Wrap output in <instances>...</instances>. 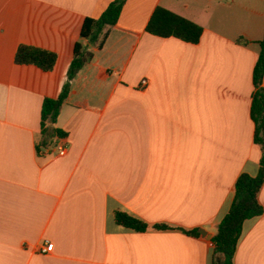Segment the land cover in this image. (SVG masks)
<instances>
[{
	"label": "crops",
	"instance_id": "1",
	"mask_svg": "<svg viewBox=\"0 0 264 264\" xmlns=\"http://www.w3.org/2000/svg\"><path fill=\"white\" fill-rule=\"evenodd\" d=\"M114 1L0 0V264H214L236 182L259 173L264 0H126L98 49L83 24ZM158 7L201 26V41L148 33ZM77 43L94 58L53 125L65 137L41 154L43 103L62 93ZM22 45L57 54L53 71L16 64ZM118 211L150 228L117 225ZM235 264H264V215L244 224Z\"/></svg>",
	"mask_w": 264,
	"mask_h": 264
},
{
	"label": "trees",
	"instance_id": "2",
	"mask_svg": "<svg viewBox=\"0 0 264 264\" xmlns=\"http://www.w3.org/2000/svg\"><path fill=\"white\" fill-rule=\"evenodd\" d=\"M126 0H115L97 19L87 18L83 24L81 38L91 45L102 49L109 37V27H117ZM147 32L161 38H177L191 44H198L203 36V28L194 22L181 17L163 7H158L147 26ZM261 53L254 70L255 93L252 99L251 117L255 123V143L261 147L262 159L259 173L256 177L242 174L236 182L235 197L232 206L218 226V232L213 238L215 245L214 264H235L239 241L242 237L244 224L264 215V207L259 201L260 192L264 186V40L260 42ZM94 58V53L86 51L82 44L75 46V56L68 71V82L57 99H46L42 108V142L38 151L50 147V139L55 136L65 137V134L53 128L57 123L62 107L67 103L71 93V83L79 72ZM15 63L18 65H34L44 72L55 68L58 56L53 52L40 48L22 45L18 48ZM85 106V105H81ZM117 225L136 232H146L150 226L142 220L116 212ZM156 230H169V226L156 225ZM199 236V230L186 232Z\"/></svg>",
	"mask_w": 264,
	"mask_h": 264
},
{
	"label": "built area",
	"instance_id": "3",
	"mask_svg": "<svg viewBox=\"0 0 264 264\" xmlns=\"http://www.w3.org/2000/svg\"><path fill=\"white\" fill-rule=\"evenodd\" d=\"M147 86H148V81L147 80H143L141 82L140 88L144 89ZM46 153H48V149L43 148L42 151H41V154H46ZM53 153L55 155H57V156L63 157L65 155H67V146L64 143H59V144H57L55 146V148L53 150ZM53 249H54V245L53 244H48L47 246H44L41 249V253L43 255H48V254L53 252Z\"/></svg>",
	"mask_w": 264,
	"mask_h": 264
},
{
	"label": "water",
	"instance_id": "4",
	"mask_svg": "<svg viewBox=\"0 0 264 264\" xmlns=\"http://www.w3.org/2000/svg\"><path fill=\"white\" fill-rule=\"evenodd\" d=\"M201 234H202V235H205V232H204V231H201Z\"/></svg>",
	"mask_w": 264,
	"mask_h": 264
}]
</instances>
